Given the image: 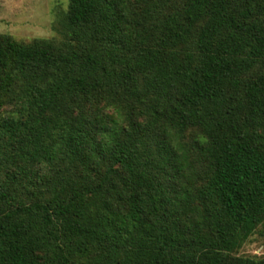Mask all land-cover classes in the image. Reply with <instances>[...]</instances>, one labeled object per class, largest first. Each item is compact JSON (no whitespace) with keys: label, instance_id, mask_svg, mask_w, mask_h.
Returning a JSON list of instances; mask_svg holds the SVG:
<instances>
[{"label":"trees","instance_id":"16d2710c","mask_svg":"<svg viewBox=\"0 0 264 264\" xmlns=\"http://www.w3.org/2000/svg\"><path fill=\"white\" fill-rule=\"evenodd\" d=\"M264 0H68L0 34V264H264Z\"/></svg>","mask_w":264,"mask_h":264},{"label":"rangeland","instance_id":"374dc122","mask_svg":"<svg viewBox=\"0 0 264 264\" xmlns=\"http://www.w3.org/2000/svg\"><path fill=\"white\" fill-rule=\"evenodd\" d=\"M68 0H0V34L28 43L36 38H59ZM238 256H264V235L248 237Z\"/></svg>","mask_w":264,"mask_h":264}]
</instances>
